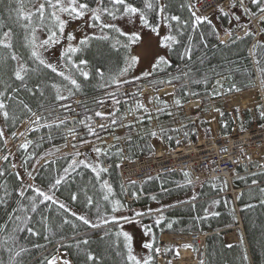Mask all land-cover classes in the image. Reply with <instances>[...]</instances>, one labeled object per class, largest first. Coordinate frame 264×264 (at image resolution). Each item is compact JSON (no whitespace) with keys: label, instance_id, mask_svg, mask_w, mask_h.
<instances>
[{"label":"trees","instance_id":"1","mask_svg":"<svg viewBox=\"0 0 264 264\" xmlns=\"http://www.w3.org/2000/svg\"><path fill=\"white\" fill-rule=\"evenodd\" d=\"M81 2H88L91 8L97 7L96 0H81ZM129 2L135 3L137 7H143L142 0H129ZM41 3L46 4V0H24V10L35 12ZM159 3L167 6L166 15L179 16L181 22L188 21V26L182 29L183 35L178 36L181 43L174 45L171 50L166 48L165 53L161 54L166 57L168 63L161 65L155 71L153 69L146 71L151 72L149 76H144L143 73L135 77L126 76L133 68L121 76L119 72L125 67V57L132 55L134 45L127 52L119 45L113 47L114 37H118L122 43L126 42V38L110 29H104L103 32L100 29L97 33L87 35L91 38L89 43L72 58L77 64L79 60L88 61L86 66H81L89 73L87 78L81 76L75 69L66 67L64 60H62L63 68L57 67L66 74L72 73L81 85L77 90L50 69L38 67L37 62L29 59V50L23 46L25 31L15 22L14 12L11 19L9 18L8 10L17 7L16 0H0V19L6 24V27L0 30V35L2 31H7L8 27L13 29V50L22 57V62H27L30 69L22 82L13 75L17 66L16 61L9 59L5 64L0 65V92L5 93L2 99L6 105L4 111L8 112L5 118L0 111V133H2L0 151L4 149L5 133L13 134L20 123L25 118L32 117L33 113L41 116L37 122L41 125L31 131L32 142L28 152L19 149L23 165L33 177L34 183L29 184L32 187L25 183L18 171L11 169L9 159L0 162V173H3L0 175V198L5 201L0 204V225H6L4 231L0 232V241H3L15 226L14 221H9V214L13 217L24 214L19 211L13 212V209H18L20 204L29 205L27 198L34 195L33 188L38 187L48 192L49 185L60 175H64L63 170L72 164L73 160L77 162L83 160L86 164L95 165L94 160L91 159L93 163L89 162L87 155L83 153L86 152L84 148L55 155L53 159L39 164L45 156L56 154L55 148L65 142L68 133H77L81 144L91 140L98 141L109 134H114L116 138L114 145L103 155L97 154L98 164L108 168L107 172L101 173L100 179L96 178L91 168L79 164L75 171L70 170L65 180L55 190L56 199L66 204L71 212L84 215L92 223H98L100 226L92 228L84 225L76 220L71 212L58 210V205L54 204L50 209L40 205L37 213L29 212L32 216L29 226L39 235L33 236L26 230L17 233V250L21 246L27 249L17 258L22 264H48V259L59 249L66 250L75 264H126L125 239L122 235L117 236L118 232H122L119 228V219L115 221L109 219L107 224L102 223V219L120 213L130 206L161 203L165 199L185 194L189 197L178 202L157 205L158 207L153 208L149 213L140 216L141 221L153 230L155 242L163 231H206L209 233L206 241L205 264H249L248 260H242L244 252L248 249L254 264H264V203H262L264 193L260 191L264 189V168L247 171L242 167L232 180V186L239 189L235 194L230 192V183L225 178L217 177L199 183L180 184V178L175 172L165 173L159 179L151 177L141 188L136 183L129 184L127 190L124 188L115 164L124 155L119 142L121 138L126 139L128 156L144 155L154 151L150 122L156 119L159 122L161 137L168 145H175V140L180 134H184L186 140L195 139L197 124L192 121L191 116L183 112L181 105L192 98H200L203 103H207L208 96L215 93L211 88L219 75H226L230 86L229 92L249 89L258 83L264 90V71H261L264 69V19L257 34L253 29L252 19L239 6H233L227 12L220 13L218 20L221 27L231 33L228 41L223 42L219 38L221 31L210 19L202 21L195 30L192 29L194 17L188 0H159ZM104 6L111 7L108 0H104ZM261 9H264V0H261L260 4L251 2L250 12L253 16L261 14L263 12ZM50 11L51 9L46 5V15ZM101 19L103 23H114L120 28L106 13ZM149 21L153 24L162 22L155 12L149 15ZM243 21L249 24L250 31L239 37L235 31ZM167 23L172 25L171 34L176 35L178 22ZM39 30L47 32L46 29ZM104 33L110 38L97 39ZM189 35L192 36L191 42L188 40ZM189 43L192 46L191 59L182 58ZM8 51L0 47V55H7ZM97 70L104 73L103 78L97 74ZM111 76H116L120 82L113 83ZM53 84L60 85L59 95L65 99H57V90L52 87ZM132 84H137L139 87L148 84L155 88H160L164 84H174L175 102L179 103V106L167 107L164 98L157 96L156 103L160 108L151 111L144 109V114L152 111L154 113L149 117L147 116L149 114L145 115L148 118L144 119L146 128L143 134L141 132L143 130L140 131L139 126L133 124L135 120L123 122V112L125 109L133 111L139 99V90L129 93L118 89ZM9 96L11 99L8 98ZM25 104L31 112L24 107ZM98 112L102 115H96ZM243 112L245 119L240 120V126L251 125L254 120L252 111L245 109ZM105 116L109 118V123L105 126H95L93 120ZM221 116V131L225 133L231 131L233 125L231 113L222 111ZM262 119L261 117L260 120ZM202 121L206 122L203 119ZM179 123H181L179 127H174ZM123 125L124 131L117 133L116 130ZM89 128L92 129L91 133ZM206 135H210L209 130ZM105 162L110 165L106 166ZM104 180L109 181L113 189L110 200H119L123 205L115 213L111 210V203L102 198L104 193L101 183ZM21 191L24 192V197L19 195ZM5 192L8 195H5ZM72 194L77 195V200L71 199ZM85 194L93 198V205H86ZM128 196L133 199L129 200ZM96 205L101 209V219L97 218ZM41 213L48 217L47 226L41 221ZM161 216L163 219H160ZM239 217L242 220L245 240L242 236L239 241L227 245L224 235L237 225ZM65 219L70 223H64ZM157 220H160L159 224L156 223ZM237 229L241 235V229ZM84 240L88 243L84 244ZM10 246H12L10 242L8 245L0 246V261L3 264H9L10 253L7 247ZM89 252L95 257L93 261L87 259ZM151 256L150 264H156L154 247Z\"/></svg>","mask_w":264,"mask_h":264},{"label":"snow or ice","instance_id":"2","mask_svg":"<svg viewBox=\"0 0 264 264\" xmlns=\"http://www.w3.org/2000/svg\"><path fill=\"white\" fill-rule=\"evenodd\" d=\"M143 7H137L135 3L129 2V0H108V4L111 5V7L104 6V0H96L97 7L91 8L88 2H81V0H67V3H65V0H46L45 3H41L39 8L35 10V12H25L24 10V0H16L17 7L16 8H10L8 10L9 12V18L11 19L12 13H15V22L19 24L25 31V35L23 37L24 40V47H26L29 50V59L33 60L34 62H37L38 67L43 66L44 68L50 69L53 73H56L58 76L62 77L64 80L68 81L70 85H72L77 90L80 89L81 85L77 81V79L74 78L71 72L65 73L64 71H59L56 67V65L49 63L44 57H43V51H47V49L51 46H54L56 44L60 43L61 38L64 37L65 34V27L69 23L68 20H65L62 18V14H67V16L74 20L84 17L86 14L91 13L90 19L99 22L98 26L100 27L101 31L103 32L104 29H110L113 32H116L119 34V36H123L126 38V42H121V40L118 37H114V43L113 47H116L117 45L121 46L126 52L130 50L131 46L134 44H137L141 41V35L139 32H123L119 27H117L114 23H103L102 22V15L107 14L109 17H112L113 19H117L118 15L123 17H128L129 20H132L136 16L139 17L140 24L143 27L150 28L152 32L159 35V28L160 24H153L149 21V15L153 12H155L162 21L168 22V21H176L178 22V29L177 34L173 35L171 34L172 25L169 23V34L164 35L160 37V46L164 48H168L171 50L174 45H178L181 43L178 36L183 35L182 29L188 26V21L181 22V18L176 15H166V9L167 6L159 3V0H142ZM253 3L260 4L261 0H253ZM46 5L48 9H51L50 12L46 15ZM264 11V9H261ZM193 17H195L194 21L192 22V29L195 30L196 27L204 20H207V17H201L196 15L195 12L192 13ZM211 23V21H208ZM93 27L97 26V24L91 25ZM6 27V24L2 19H0V30L4 29ZM38 29H46L48 32L47 39L39 40L37 37V30ZM13 29L11 27H8L7 31H2V35H0V47H3L4 49L9 50L7 55H0V65L5 64L9 59L12 61L17 62V66L13 72V75L15 78L19 81H24L26 76L28 75L30 69L27 65V62H22V57L17 54L16 51L13 50ZM203 35V34H201ZM109 35L107 33H104L103 35L97 37V39L107 40L109 39ZM75 39L74 35L72 33H67V40L69 41L67 47L61 52V59L65 61V66L70 67L72 69H75L77 72L80 73L81 76L84 78H87L89 76V73L83 69L81 66H86L88 64V61L86 60H79V64L73 61V55L79 51H82V49L89 43L90 37L85 36L83 39L80 40L78 46H73L71 41ZM189 42L192 41V36H188ZM192 54V46L191 43L187 47H185L184 53L182 55V58L187 57L188 59H191ZM139 57L136 55H127L125 57V67L120 69L119 75H124L125 73L129 72L133 67L136 66V64L139 62ZM168 63V60L165 56H158L155 60V63L152 64V69L155 71L158 69L161 65H166ZM31 71H37V69H31ZM261 71H264V69H261ZM97 74L101 76V78L104 77V73L97 70ZM144 76L151 75V72H144ZM110 79L113 83H119L116 76H111ZM136 79H139V77H136ZM219 84L220 82L217 81ZM103 86V85H102ZM53 88L57 90V99H65V97L59 95L60 92V85L53 84ZM235 87V86H233ZM239 89H237L238 91ZM13 91H17V89H13ZM31 91V89H29ZM5 93L0 92V111L3 112V115L5 118L8 116V112L4 111L6 105L4 103V100L2 99L4 97ZM11 99V96L8 97ZM21 103H23L21 101ZM25 108L28 109L29 112H31V109L28 108V106L25 104ZM142 107V105H141ZM35 115V113H33ZM96 115H102V113H96ZM264 115V113H262ZM40 120V117L36 118V121L38 122ZM115 122V121H113ZM63 123V122H61ZM89 132H92V129L89 128ZM2 134V133H0ZM30 143V142H29ZM22 147H27V144L22 145ZM94 151L99 155L102 153V149L95 148ZM79 155V153H77ZM79 164H84L85 167H89L92 169V171L96 174V178L100 179L101 173H105L108 171V168L104 167L102 164H86L85 161H76L73 160L72 164H70L67 168L63 170L64 175H60L58 178L54 180L49 185V191L45 192L41 190L40 188L36 187L33 188L34 195L28 197L29 205H23L20 204L18 209H13V212H22L23 215H15L13 217L12 214H9L8 219L9 221H14L15 226L13 227L12 231L4 237L3 241H0V246L8 245L9 242L12 246L7 247V251L10 253L9 256V264H22L20 260L17 258L21 256L22 253L26 252L27 249L24 247H19L18 250L16 248V241L18 239L17 233L24 232L25 230L30 233L31 235H39L37 231L33 227L29 226L30 221L32 220V216L29 215L30 213H37L40 205H44L46 209H50L52 205H58V210H63L64 212H71V209L67 207L66 204L63 202H60L55 197V190L58 189V187L61 185L62 181L65 180V177L69 174L70 170L75 171L76 167L79 166ZM3 173H0L2 175ZM18 175V174H17ZM187 175V173H186ZM253 183H256V181H253ZM29 187H32L29 185ZM101 189L103 191V200L109 201L112 205V212L115 213L119 211L120 208L123 207L122 203L119 200H110V197L113 195V189L109 181L104 180L101 183ZM262 193H264V189L260 190ZM5 195H8L7 192H5ZM21 197H24V192L21 191L19 193ZM86 197V205L91 206L94 204L93 198L91 196ZM71 199L73 201L77 200V195L72 194ZM155 199V197H153ZM5 203L3 198H0V204ZM264 203V201H262ZM96 211H97V218L101 219L100 213L101 209L99 205H96ZM151 211V210H150ZM71 215L75 217L76 220L82 222L84 225H89L92 228H98L100 225L98 223H92L86 216L84 215H77L75 212H71ZM143 213H136V216H142ZM111 220L115 221L117 220L116 216H111ZM120 220H123L125 222H131V219L127 216H121L119 217ZM160 219H163L161 216ZM41 221L45 223V226H47L48 217L43 215L41 213ZM64 223H70L68 219L64 220ZM102 223L107 224L109 223V219H102ZM157 224L160 223V220L156 221ZM75 226V225H74ZM171 227V225H168ZM6 225H0V232H3ZM148 232H151V228L148 226H145V234ZM122 235L125 239V247L127 248V258H126V264H150V261L152 260V256L148 255L143 260L138 259L134 254L132 250V237L127 232H118L117 236ZM84 244H87L88 241L84 240ZM36 247H40L39 245H36ZM144 247L147 249H152L153 245L151 242H147L144 244ZM158 251V250H157ZM87 259L88 261H93L95 257L91 252L87 253ZM243 261L248 260L247 252H244L242 256ZM0 264H3L2 261H0ZM48 264H57V258L53 257L51 260L48 261ZM63 264H71L68 260H63Z\"/></svg>","mask_w":264,"mask_h":264},{"label":"rangeland","instance_id":"3","mask_svg":"<svg viewBox=\"0 0 264 264\" xmlns=\"http://www.w3.org/2000/svg\"><path fill=\"white\" fill-rule=\"evenodd\" d=\"M65 3H67V0L65 1ZM90 17H91V13H88L82 18L72 20L67 16V14H62V18L69 21V23L65 27L64 37L61 38L59 44L49 47L47 51L42 50L43 57L49 63L56 65V67L63 68L61 52L67 47L69 43V41L67 40V33H72L74 35L75 39L71 41V43L73 44V46H77L79 41L82 38H84L90 33H97L100 30V27L98 26L99 23L91 20ZM216 18L217 16H213V20ZM114 21L120 26V28L124 32H129V33L139 32L142 38L140 42H138L137 44H134L133 49H132V55L138 56L140 58L139 62L136 64L135 67H133L131 73L127 74L126 76L135 77L146 71H150L152 69V64L155 63L156 58L159 55L165 53L166 48L160 46V37L164 35H168V30H169L168 23L164 21L160 23L159 35H157L156 33L152 32L150 28L143 27L140 24L138 16H136L132 20H129L128 17H123V16L118 15V18L114 19ZM252 22L253 24H255V27H256V25H259L262 22V20L254 19ZM93 24H97V26L95 27L91 26ZM215 24L218 27V29L221 31L220 37L224 38L225 36L224 34L228 31L223 30V28L221 27L219 23L218 18L217 20H215ZM238 28H239L238 31H243V28H247L248 30L247 24H245L244 21L240 24ZM37 37L39 40L47 39L48 33L42 30H39V31L37 30ZM218 81L220 83L218 84L216 82L215 84H213L212 90L216 91L217 92L216 94L219 97H216L215 99L214 97H211L207 103H203L202 101L195 99L194 102L191 101L187 104L185 103L181 105V109L183 110V112L186 115L191 116L192 121L197 124V134H199L202 137L209 136V135H206L208 130L210 132V135L214 134L215 132H219V130L221 129L222 111L230 112L231 116L234 118V121L236 122L237 120V124L235 125V128L233 131H234V134H238V132L235 130L244 128L240 126V120L245 119V117H243L244 115L243 111L245 108L250 109L252 111V115H254V120L257 119V115H256L257 111L264 109V93H262L259 88H254V91L256 93V98L252 102H249L247 106H243L241 104L231 105L230 99L232 97H236V94L238 93V91L236 93L225 94V81L223 80H218ZM168 86L169 85L167 86L165 85L164 87H162L165 89L161 88L159 90H157L154 86H152L153 91L155 92L154 95L144 94V91L141 90V94L143 96L140 94L141 99L140 98L139 99H140V102L142 103L140 104L144 105V109L146 110L148 109L149 111H151V107L152 105H154L153 102L157 101V96L158 97L162 96L164 100L166 101V103L167 102L170 103L171 106H173V108L179 106L176 102L175 103L172 102L173 93L170 91L172 90V88ZM119 89H122V92L130 93L133 90L140 89V87L137 84H132L129 86H124ZM143 89H144V86H143ZM143 110L138 111L135 108L133 109V113H135V116L133 118V120L135 119L134 121L135 123L133 124H135V126H139L138 128H140V131L142 129L143 131L141 132H143L144 134V128H146L145 126L146 123L144 119L148 118L149 116H152L154 111H152L151 113L144 114L145 111ZM146 114H149L147 115L148 117L145 116ZM199 115H202V117L200 118ZM238 116H240V118H237ZM37 117H41V116L39 114H35L33 115L32 118H26L21 123V125L18 127V129L14 132L13 135L5 134L4 141H5L6 150L0 153L2 160L3 158L5 159L6 157L10 159L12 166L15 169H17L19 174L24 178L25 183L27 185L34 183V180L31 177L30 172L27 171L25 166L23 165V161L21 159L19 151L17 150L18 148H21L22 145H25L26 142L31 140V139L29 140V137L31 134L29 132H31L32 129H34L35 127L41 125L37 123L36 121ZM202 119L205 120L206 122L203 123ZM0 126H1V118H0ZM157 126H159L158 121L157 123H155L156 130H158L159 128ZM151 139L156 145L161 144L167 147L166 142L162 137L154 136ZM73 142H75V144ZM73 142H71L70 149L74 145L81 144L80 140H74ZM100 143H103V140H101ZM96 146L98 147V144H96ZM23 148H26V147H23ZM84 149L86 150V152H83V153L87 155L89 162L93 163L92 160H94L95 163L99 162L97 153L94 151L95 149L94 146L93 148L88 146V147H85ZM55 150H57V147L55 148ZM185 196L186 195H179L176 197L165 199L164 201H161V203L153 202V203L144 204V205H137L132 208H129V210L131 211L130 214H134L132 212H136V213L139 212V213L146 214V213H149V211L152 210L153 208L158 207L157 205L178 202L182 200L183 198H185ZM127 214L128 212L125 213V215ZM111 216L113 215H110L108 217L110 218ZM121 216H124V214L121 213L120 217ZM116 217L118 219L119 216H116ZM145 226H146L145 222L143 223L138 218L131 219V222L121 221L119 225V228L121 229L122 232H127L132 237L133 254L140 260H143L148 255H152L153 247L152 249H147L144 247V244L147 242H151L152 245L154 246V243H155L153 230L151 229V232H148L147 234H145ZM240 231H241V235L238 232V229L236 230L239 239L243 235L242 230ZM53 257L57 258V264H63V260H68L71 262V264H74L72 259L69 257V255L64 250L59 249L56 253H54L50 257V260Z\"/></svg>","mask_w":264,"mask_h":264},{"label":"built area","instance_id":"4","mask_svg":"<svg viewBox=\"0 0 264 264\" xmlns=\"http://www.w3.org/2000/svg\"><path fill=\"white\" fill-rule=\"evenodd\" d=\"M233 1L195 0L192 2V11L198 16L206 17L217 9H225ZM243 163L264 166V124L238 134L216 133L197 141L180 143L174 148L159 149L149 156L126 162L122 168L124 177L139 181L169 170L185 171L192 176L191 180L219 175L231 179L237 173L238 166ZM204 237L205 234L200 233L181 235L183 241L201 245ZM167 258L166 250L160 248V261Z\"/></svg>","mask_w":264,"mask_h":264},{"label":"bare ground","instance_id":"5","mask_svg":"<svg viewBox=\"0 0 264 264\" xmlns=\"http://www.w3.org/2000/svg\"><path fill=\"white\" fill-rule=\"evenodd\" d=\"M227 35L228 34H226L225 37ZM163 89H165V88H163ZM255 98H256V93H255L254 89H248V90H244V91L238 92L236 94V97H232L230 99V104L231 105L241 104L243 106H247V104L249 102H252ZM168 239L172 240V241H178L177 237H168ZM237 239H238V234H237V232H235V230H230L228 233L225 234V241H226L227 244H231V243L235 242ZM189 250L190 249H185V250H181V251H182L183 254H186V252H188ZM64 251H66V250H64ZM246 252H247V255H248L249 264H254L252 256L250 254L251 253L250 250L248 249V251H246ZM66 253L68 254L67 251H66Z\"/></svg>","mask_w":264,"mask_h":264}]
</instances>
